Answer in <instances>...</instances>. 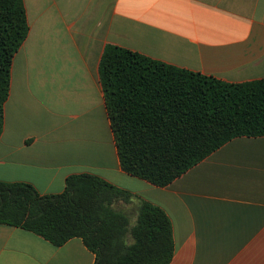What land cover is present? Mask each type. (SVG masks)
Listing matches in <instances>:
<instances>
[{"label":"crops","instance_id":"obj_1","mask_svg":"<svg viewBox=\"0 0 264 264\" xmlns=\"http://www.w3.org/2000/svg\"><path fill=\"white\" fill-rule=\"evenodd\" d=\"M29 25L12 62L0 181L60 194L92 174L162 208L169 264H264V136L238 137L166 187L120 166L100 80L107 45L228 83L264 79V0H23ZM132 225L138 201L120 205ZM73 238L55 246L0 224V264H95Z\"/></svg>","mask_w":264,"mask_h":264},{"label":"trees","instance_id":"obj_2","mask_svg":"<svg viewBox=\"0 0 264 264\" xmlns=\"http://www.w3.org/2000/svg\"><path fill=\"white\" fill-rule=\"evenodd\" d=\"M29 32L23 0H0V136L12 62ZM100 80L120 166L166 187L228 141L264 136V79L228 83L107 45ZM138 201L131 224L120 205ZM0 224L20 227L55 246L81 238L95 264H169L172 222L160 207L105 179L80 174L60 194L0 181Z\"/></svg>","mask_w":264,"mask_h":264},{"label":"rangeland","instance_id":"obj_3","mask_svg":"<svg viewBox=\"0 0 264 264\" xmlns=\"http://www.w3.org/2000/svg\"><path fill=\"white\" fill-rule=\"evenodd\" d=\"M131 224H132V220H131Z\"/></svg>","mask_w":264,"mask_h":264}]
</instances>
